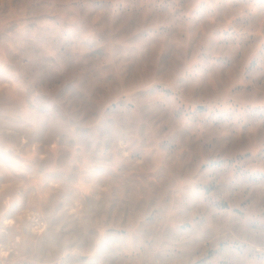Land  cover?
Masks as SVG:
<instances>
[{"label":"clouds","instance_id":"1","mask_svg":"<svg viewBox=\"0 0 264 264\" xmlns=\"http://www.w3.org/2000/svg\"><path fill=\"white\" fill-rule=\"evenodd\" d=\"M0 264H264V0H0Z\"/></svg>","mask_w":264,"mask_h":264}]
</instances>
